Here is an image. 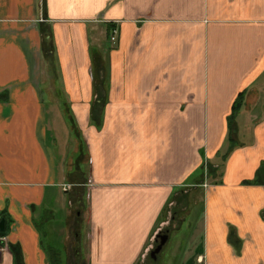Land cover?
Instances as JSON below:
<instances>
[{"label":"crops","instance_id":"0c3cea01","mask_svg":"<svg viewBox=\"0 0 264 264\" xmlns=\"http://www.w3.org/2000/svg\"><path fill=\"white\" fill-rule=\"evenodd\" d=\"M0 220V264H264V0H0Z\"/></svg>","mask_w":264,"mask_h":264},{"label":"water","instance_id":"95a60500","mask_svg":"<svg viewBox=\"0 0 264 264\" xmlns=\"http://www.w3.org/2000/svg\"><path fill=\"white\" fill-rule=\"evenodd\" d=\"M0 231L2 233H4L6 231V221L3 220L0 224ZM168 236H160V246L158 247V249L152 254V258L156 259L157 256L160 254V252L162 251L163 247L166 245V243L168 242Z\"/></svg>","mask_w":264,"mask_h":264},{"label":"built area","instance_id":"2783aa9c","mask_svg":"<svg viewBox=\"0 0 264 264\" xmlns=\"http://www.w3.org/2000/svg\"><path fill=\"white\" fill-rule=\"evenodd\" d=\"M114 35H116V32H114ZM113 42H116V36L112 39ZM208 187V186H207ZM1 224V220H0ZM9 249V242L7 237L0 231V251H7Z\"/></svg>","mask_w":264,"mask_h":264},{"label":"rangeland","instance_id":"374dc122","mask_svg":"<svg viewBox=\"0 0 264 264\" xmlns=\"http://www.w3.org/2000/svg\"><path fill=\"white\" fill-rule=\"evenodd\" d=\"M209 181H210V180H209ZM210 184H211V183H210ZM208 185H209V184H208ZM206 186H207V184H206ZM209 186H210V185H209ZM199 215H200V214L198 213V214H197V217H198Z\"/></svg>","mask_w":264,"mask_h":264}]
</instances>
